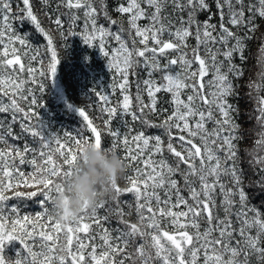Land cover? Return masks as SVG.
<instances>
[{
    "label": "snow or ice",
    "instance_id": "obj_1",
    "mask_svg": "<svg viewBox=\"0 0 264 264\" xmlns=\"http://www.w3.org/2000/svg\"><path fill=\"white\" fill-rule=\"evenodd\" d=\"M13 2L0 0V70L10 72L6 77L0 76V97L9 100L6 104L0 99V114L11 113V122L0 119V143L30 135L33 141L39 142L40 148L24 144L23 149L16 146L0 149V264H264V205H253L246 191V188L258 187L264 192V95H260L264 92V43L258 49L257 80L247 85L257 93L253 98V111L257 113L255 119L261 131L246 155L250 157L252 175L258 179L249 177L240 166L238 143L244 139V132L234 115L238 114V108L229 102L238 95L234 80L244 74L243 64L248 59L244 53L259 28L257 19L264 18V0H214L218 24L211 22L217 13H212L209 0H123L116 11L126 15V21L111 18L106 0H59L57 10L67 9L61 15L67 18L64 23L68 36L76 35L73 29L82 20L84 43L91 46L98 39V48L105 59L110 55L105 51V37L116 42L107 66L120 74L119 89L124 95L122 103L101 109L107 114L103 122L113 138L111 150L120 146L125 149L122 159L128 161L127 167L132 168L138 161L143 164V170L135 168V178L126 177L129 187H119L117 179L110 181L109 198L116 203L115 215L123 228L114 229L113 232L118 233L115 236L103 229L99 247L94 242L85 243L82 234L94 240L90 229L93 224H100L99 210L105 208L107 201L100 200L91 209L85 203L81 213L67 223L56 219L47 205L53 199V192L62 190L64 178L71 175L82 143L100 147L102 132L94 126L84 108H77L90 136L82 137L78 133L73 137L65 133L77 146L73 149L57 135L44 132L39 113L20 106L17 97L29 101L30 108L37 105L32 90L25 87L35 82L36 70L25 67L15 46L17 43L26 46L27 41L13 30L11 21L18 16L12 11ZM42 2L49 5V0ZM19 3L23 5L19 19L30 21L47 37L51 49L48 69L53 80L60 60L52 48V37L41 27L30 0H19ZM202 12L208 13L203 21L198 19ZM101 13L111 26H116L114 31L98 24ZM144 20L147 23H141ZM55 24L61 36H65L62 20L57 18ZM190 38L196 44L189 51ZM173 52L178 55L169 58ZM24 55L27 56V52ZM236 59L241 63H235ZM141 65L148 78L135 82L138 111H133V98L128 94L129 76L137 74ZM25 72L32 77L31 81L20 78L19 74ZM157 73L159 81L155 78ZM39 74L45 76L43 71ZM39 87L44 91L43 84ZM112 87L115 90L116 84ZM145 90L148 104L141 95ZM93 91L108 104L107 95ZM161 92L171 94L172 110L161 123L151 124L145 109L157 113V94ZM124 115H131L133 121L139 120L142 125L162 128L167 143L160 135L149 136L140 131L129 138L119 128L113 129V122ZM17 116L21 131L14 136ZM209 122L212 128L207 126ZM53 142L57 145L55 149L51 147ZM146 149L149 155L143 159ZM165 151L174 162L164 156ZM28 153L33 158L26 161ZM54 153L63 158L62 164L54 159ZM156 155L160 159H153ZM17 159L20 165L27 162L34 166L28 180H23L25 174L14 168ZM14 175L37 191H15L12 195L31 198L39 194L43 197L40 201L43 211L35 213L34 217L14 219L9 227L4 212L11 198L8 192L13 188ZM185 190L187 198L181 195ZM123 193L133 196L139 223L123 219L125 213L120 206ZM181 205L186 210H173ZM11 210L18 211L15 207ZM220 211L224 213L223 218ZM166 217L170 218L171 232L162 226ZM44 218L46 222L39 223ZM103 219L107 221L109 217L106 215ZM202 219L208 224L203 231ZM11 241H18L22 247L16 254L17 259L6 261L4 253ZM37 246L39 251L34 250Z\"/></svg>",
    "mask_w": 264,
    "mask_h": 264
},
{
    "label": "trees",
    "instance_id": "obj_2",
    "mask_svg": "<svg viewBox=\"0 0 264 264\" xmlns=\"http://www.w3.org/2000/svg\"><path fill=\"white\" fill-rule=\"evenodd\" d=\"M32 4L33 13L37 16V19L40 21L41 27L48 32L52 37V44L54 45L57 51V58L60 60L57 65V72L55 78L60 85H62L63 94H58L57 88H55V84L48 83L46 81L45 76L43 78H36L37 72H35V82L27 83L25 85L26 88L32 90V94L35 96L37 100V105L31 106L29 105V101L20 100L17 97V101L22 108L26 111L31 110L40 114V117L44 121V128L46 125H50V129L53 132V129L60 127V129H67V131L76 132V134H80L82 137H89L90 132L86 128V122L83 120V117L78 115L76 111L77 108H84L86 114L89 119L93 121L94 126L102 132V145L106 148L111 149L113 138L108 134L107 127L104 124V119L107 118L106 113H102L101 109L105 106L115 107L117 106V102L122 103L124 93L119 89L120 74L115 72L114 70H110L108 68V61L111 59V49L116 45V42L111 40L109 37H105V43L107 47L105 51H109L110 55L108 59H105L100 49L98 48V39L92 42V45L84 43L83 41V21H78L76 27L73 31L76 32V35L68 36V28L67 24L64 23L66 21V17L62 16L61 13L66 12L67 9L61 7L57 10L56 5L59 0H49V5L45 6L42 0H30ZM123 0H106V6L108 8L109 14L112 19H124L126 21V15L120 14L116 11V8L122 3ZM210 7L212 13H217V9L214 3V0H209ZM19 5V6H18ZM23 8L22 3H19V0H14L12 5V11L17 13V18H14L11 22L13 23V27L18 31L24 32L28 31L29 35L32 36L31 39L33 42H42L45 40V36L43 33L39 32L35 25H33L28 20L19 19L20 9ZM208 13L202 12L199 14L198 19L203 21L207 18ZM59 18L62 20L64 24L65 36H61L60 30L57 29L55 24V20ZM212 23H219V16H214ZM141 23H147V20L141 21ZM98 24L104 25L106 27H111L114 31L116 26H111L109 21L104 19L103 14H99ZM257 24L259 25L258 30L255 33V38L251 41H248L247 48L248 50L244 53L246 57H248L247 62L243 64L244 74L242 77L234 80V83L238 86L237 91L238 95L230 98L229 102L238 108V114H234L237 120L242 127L244 132V139L238 143V147L240 149L239 155L241 157L240 166L245 169L247 175L252 179H258L252 175V169L249 167L248 160L249 156L246 155L247 150L253 148L254 140L257 138L256 134L261 131L256 122L257 113L253 111L255 101L254 97L257 93L254 90L249 89L247 86L250 81L257 80V73L260 71V68L257 65V56L258 49L261 47V44L264 43V18H258ZM125 27L127 24L125 23ZM189 51L191 47H194L196 41L192 38L188 41ZM84 48V49H82ZM21 62L26 64L27 60L31 58L30 56L26 57L24 54L20 53ZM178 53H170L169 58L175 57ZM11 58V57H9ZM46 59H42L43 66H47ZM45 61V62H44ZM164 61H162L163 63ZM235 63L240 64L241 61L239 59L235 60ZM34 68V67H33ZM140 69L137 74L129 76V91L128 94L133 98V111H138L137 102L135 100L136 95V84L137 80L142 81L143 79H147V73L143 71V65L140 66ZM0 72L9 75V71L0 70ZM21 79H27V73L19 74ZM159 75L155 74V78L159 81ZM42 79V82H41ZM31 81V80H29ZM44 85V91L39 90V86ZM52 84V85H51ZM113 84H116V89L113 90ZM141 88L144 86L141 83ZM96 90L103 95L108 96V104L105 105L103 100L99 99V96L95 94L93 90ZM250 93V95H249ZM25 95H28L26 92ZM143 102L148 104L149 98L147 96L146 90L141 93ZM260 95H264V92H261ZM157 113H149L147 109H145L146 118L149 120L151 124H159L164 119H166L167 115L171 113L172 106L169 101L171 100V94L161 92L157 94ZM4 103H8V98H3ZM40 105V107H39ZM42 106V107H41ZM43 106L47 107L46 109ZM44 109V110H43ZM163 111H160V110ZM43 110V111H42ZM0 119L7 120L11 122V113L0 114ZM35 119V118H34ZM34 119L32 122H34ZM126 121V123L124 122ZM211 122L208 123L207 126L210 125ZM113 129L119 128L122 133L128 134L129 138L138 134L140 131H144L146 135L156 136L160 135L161 138L167 143V138L164 136V130L162 128L157 127H148L142 125L139 120L133 121L131 115H124L122 118L117 119L111 125ZM209 128H212L210 126ZM20 118L17 116V121L13 127V135L20 133ZM56 132L54 135H57ZM77 135H75L76 137ZM67 138V137H65ZM64 139V137H63ZM24 144H28L30 148H36L39 150L40 144L38 141H33L30 135H26L25 139L17 140L14 138H8V143L3 144L0 143V149L7 150L9 146H16L23 149ZM57 146V145H56ZM134 147V145H130ZM77 146L72 147L75 149ZM54 149V148H52ZM47 151V150H46ZM121 158H123L125 154V149L120 146L115 150ZM149 155V150H145L143 159H147ZM164 156L170 161H173V157L165 151ZM33 155L31 153L26 154L25 159L31 160ZM37 162H40V157H35ZM54 159L61 163L63 162V158L58 154L54 153ZM153 159H160L159 155L153 157ZM126 164H128L127 160H124ZM140 167L143 170V164L141 161L134 162L132 168L127 167L125 173L117 179L118 186L121 188L129 187L128 180L126 177L135 178V168ZM14 168L19 172L25 174L23 180H28L30 174L34 171V166L25 163L23 165L19 164V160L17 159L14 165ZM176 179H180L179 176ZM23 180L14 175L12 178L13 188L9 190L8 195L11 197L6 204V210L4 212L5 217L8 218L9 227H11V221L14 219L22 218L24 216L34 217L35 213L42 212L43 206L40 204V201L43 199L39 194L35 197H15L12 195L13 192L19 191L22 193H28L31 191H37L35 187L26 186L23 183ZM247 183V180L245 181ZM29 183L31 181L29 180ZM19 184L17 187L16 185ZM181 187L183 188V182L181 181ZM249 196L251 197V203L253 205L261 206L264 205V192L258 187L246 188ZM55 192H53L54 194ZM185 198L188 197V192L185 190L181 193ZM110 196V195H109ZM109 196L105 197L104 200L108 203L106 204L104 209L99 210V215L101 217V222L99 225L93 224L90 232L94 237V240H89L87 234H82V239H84L85 243H95L97 247L102 244L100 240V236L103 235V229H108L112 234L118 235V233L113 232L116 228H123V225L119 222L120 218L115 215L116 212V203L111 201ZM161 196L163 197V192H161ZM173 203H175V197H173ZM191 203V201H189ZM131 203L132 207L129 208L128 204ZM120 206L123 208L125 213L123 219L127 220L129 223H139V216L135 211V202L134 198L131 194L123 193L121 195ZM15 207L18 211L12 212V208ZM50 213H51V203L47 205ZM174 211H184L186 210L183 205L180 206L179 209H173ZM90 212V210H89ZM52 214V213H51ZM53 215V214H52ZM108 216L109 219L105 221L103 219L104 216ZM223 211H220V216L223 218ZM46 218L42 219L39 223H45ZM39 223L37 224V231H39ZM162 226L165 230L171 232L172 228L170 226V218H164L162 220ZM208 227V224L201 220V231ZM191 231V230H189ZM61 241H63V236H61ZM31 243V241H30ZM22 246L19 245L18 241H11L8 243L7 248L5 250L4 256L6 261L11 260L14 261L17 259V252L20 251ZM34 250L39 251V247H35ZM131 251V249H129Z\"/></svg>",
    "mask_w": 264,
    "mask_h": 264
},
{
    "label": "clouds",
    "instance_id": "obj_3",
    "mask_svg": "<svg viewBox=\"0 0 264 264\" xmlns=\"http://www.w3.org/2000/svg\"><path fill=\"white\" fill-rule=\"evenodd\" d=\"M126 169V162L115 150L82 143L71 175L62 181V190L53 194L51 213L63 223L72 221L81 213L85 203L91 209L109 196L110 181L118 179Z\"/></svg>",
    "mask_w": 264,
    "mask_h": 264
},
{
    "label": "rangeland",
    "instance_id": "obj_4",
    "mask_svg": "<svg viewBox=\"0 0 264 264\" xmlns=\"http://www.w3.org/2000/svg\"><path fill=\"white\" fill-rule=\"evenodd\" d=\"M13 30H14L16 35H19L21 37L26 38V41H27V45L26 46H21L19 43H17L15 45L17 47V49H19L20 53L24 54L25 52H27V56H30L32 54L31 57H33V56L36 57L35 60H32L31 58L28 59L26 64H25V67L26 68L27 67H31V68L34 67V69L37 72V77L36 78H39V77L43 78L44 76L42 77L39 74L41 71H43L45 73L46 81L49 84L50 83L55 84V86H56L55 88H57L58 94H60V96H61V94H63L62 85L59 84V82L57 81V78L54 77V79L52 80L51 73L49 72V69H48V65L51 63V49L48 46L47 37H45V40H43L42 42H33L32 39H31L32 36L29 35L28 31H25V33H24V32L18 31L14 27H13ZM52 48L55 49L53 44H52ZM82 49H84V48H82ZM27 56H25L26 59H27ZM44 58L46 59L45 61H47V66L46 67L42 65L43 62L41 61ZM0 76L6 77L8 75H6L5 73L0 72ZM27 79L32 80V77L27 74ZM41 82H42V79H41ZM39 90H41L40 87H39ZM3 98H6V97H0V99H3ZM39 107H40V105H39ZM43 108L46 109L47 107L43 106ZM40 119L42 120L43 118L40 117ZM42 122H43V125H44L45 122L44 121H42ZM210 126L213 127L212 123H210V125L208 127H210ZM49 127H50V125L49 126L46 125V127L44 128V132L46 134H55L56 132H58L57 133L59 135L58 137H59V139L61 140L62 143H66V144H69V146H71V147H75L74 142H70L69 139H68V136H66L65 133H71V135L73 137H75V135H77L76 132L67 131V129H60V127H58L56 129H53L56 132L52 133V131H51V129ZM88 132H90L89 129H88ZM63 137H64V139H63ZM65 137H67V138H65ZM51 147L54 148V149L57 147L55 142H53ZM4 215H6V214H4Z\"/></svg>",
    "mask_w": 264,
    "mask_h": 264
}]
</instances>
